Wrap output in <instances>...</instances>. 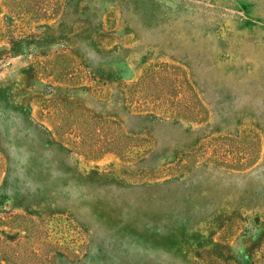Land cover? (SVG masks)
I'll return each mask as SVG.
<instances>
[{"label": "rangeland", "instance_id": "374dc122", "mask_svg": "<svg viewBox=\"0 0 264 264\" xmlns=\"http://www.w3.org/2000/svg\"><path fill=\"white\" fill-rule=\"evenodd\" d=\"M7 1L0 236L15 246L32 234L18 244L47 253L44 264H201L219 245L227 264H249L243 230L264 219V0H56V15L27 24L43 44L17 55L2 37ZM55 52L71 82L34 71ZM160 64L185 72L203 121L127 101L124 87ZM60 99L116 121L135 144L123 156L77 153L43 110ZM250 132L258 154L236 167L253 149Z\"/></svg>", "mask_w": 264, "mask_h": 264}, {"label": "trees", "instance_id": "16d2710c", "mask_svg": "<svg viewBox=\"0 0 264 264\" xmlns=\"http://www.w3.org/2000/svg\"><path fill=\"white\" fill-rule=\"evenodd\" d=\"M59 3L56 0H8L4 4L6 31L2 37L7 41L9 55L30 53L39 47L44 40L27 31V24L38 22L58 13ZM25 17V18H24ZM47 44V43H45ZM33 46V48H31ZM52 56L53 58H50ZM44 60L37 62L34 71L42 70L53 77L71 82L70 63L64 54L52 53L43 55ZM126 99L137 108L155 109L163 115L185 121H203L206 109L189 82L185 72L176 65L160 64L148 69L135 83L124 87ZM48 118L56 137L66 142L79 154L89 159H97L104 153L125 155L135 141L125 135L119 124L110 119L93 118L70 100L43 101ZM253 149L247 159L242 157L236 167H245L253 163L258 154L256 137L250 132ZM6 223L10 224L23 216L8 215ZM1 221V219H0ZM3 222V221H2ZM0 264H44L47 253L22 251L19 241L31 237L30 234H18L15 246L9 232L1 231ZM242 236H249L247 248L249 264H264V219L256 217L251 225L243 230ZM215 251V253H214ZM200 256H195L198 259ZM220 260H223L222 262ZM228 255L224 246H217L209 254L200 257L201 264H227ZM26 262V263H24ZM229 262V261H228ZM230 264V263H228Z\"/></svg>", "mask_w": 264, "mask_h": 264}]
</instances>
